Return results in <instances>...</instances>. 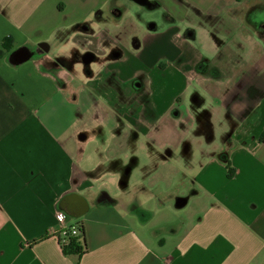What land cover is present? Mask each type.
<instances>
[{"label": "crops", "instance_id": "0c3cea01", "mask_svg": "<svg viewBox=\"0 0 264 264\" xmlns=\"http://www.w3.org/2000/svg\"><path fill=\"white\" fill-rule=\"evenodd\" d=\"M263 132L264 0H0V264H264Z\"/></svg>", "mask_w": 264, "mask_h": 264}, {"label": "trees", "instance_id": "16d2710c", "mask_svg": "<svg viewBox=\"0 0 264 264\" xmlns=\"http://www.w3.org/2000/svg\"><path fill=\"white\" fill-rule=\"evenodd\" d=\"M9 38H6L3 40V45H9L7 44ZM260 140L264 141V132L260 136ZM230 175V174H229ZM85 236H84V229L83 226H80V235L77 237H71L69 240V243L65 246H62V251L64 254H75L80 255L83 252H85Z\"/></svg>", "mask_w": 264, "mask_h": 264}, {"label": "built area", "instance_id": "2783aa9c", "mask_svg": "<svg viewBox=\"0 0 264 264\" xmlns=\"http://www.w3.org/2000/svg\"><path fill=\"white\" fill-rule=\"evenodd\" d=\"M80 235V226L71 225L67 226L65 224V219H62V227L59 230V244L65 246L69 243L71 237H78Z\"/></svg>", "mask_w": 264, "mask_h": 264}, {"label": "water", "instance_id": "95a60500", "mask_svg": "<svg viewBox=\"0 0 264 264\" xmlns=\"http://www.w3.org/2000/svg\"><path fill=\"white\" fill-rule=\"evenodd\" d=\"M29 56H30V54H29L28 50L26 48H21L15 53L13 60L15 62H20V61H23V60L29 58Z\"/></svg>", "mask_w": 264, "mask_h": 264}, {"label": "rangeland", "instance_id": "374dc122", "mask_svg": "<svg viewBox=\"0 0 264 264\" xmlns=\"http://www.w3.org/2000/svg\"><path fill=\"white\" fill-rule=\"evenodd\" d=\"M130 42H131V45H132V44H133V43H132V42H133L132 39L130 40Z\"/></svg>", "mask_w": 264, "mask_h": 264}]
</instances>
